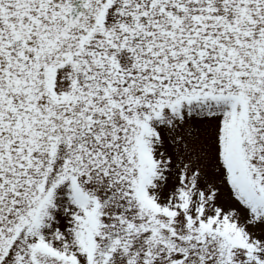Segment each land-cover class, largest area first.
Masks as SVG:
<instances>
[{
  "label": "snow or ice",
  "instance_id": "1",
  "mask_svg": "<svg viewBox=\"0 0 264 264\" xmlns=\"http://www.w3.org/2000/svg\"><path fill=\"white\" fill-rule=\"evenodd\" d=\"M0 264H264V0H0Z\"/></svg>",
  "mask_w": 264,
  "mask_h": 264
}]
</instances>
